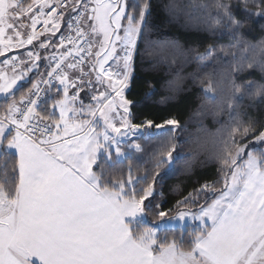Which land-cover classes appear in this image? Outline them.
<instances>
[{"label":"snow or ice","instance_id":"snow-or-ice-1","mask_svg":"<svg viewBox=\"0 0 264 264\" xmlns=\"http://www.w3.org/2000/svg\"><path fill=\"white\" fill-rule=\"evenodd\" d=\"M191 7L194 28L212 36L226 32L229 43L200 52L166 40L173 62L194 53L206 68L217 52L230 56L227 64L215 60L221 68L215 87L209 80L203 88L207 102L222 106L227 89L229 108L245 99L249 107L264 105V35L253 41L243 31L264 21V0H206ZM176 8L169 4L165 11L174 15ZM151 10V0H0V56L25 50L0 61V151L8 165L0 175V264H32L33 258L39 264H264V147H251L264 145V119L237 115L212 155L217 178L175 201L172 218L201 222L193 245L157 238L150 227L133 235L125 223L144 212L146 202L160 220L172 211L151 199L162 183L159 169L176 159L172 140L149 155L153 168L139 178L133 161L144 150L134 140L132 152L121 148L145 126H179L171 118L159 124L131 119L135 102L127 90L140 42L151 43L145 31ZM259 27L264 32V23ZM246 71L261 79L239 80ZM182 82L167 83L179 92ZM113 147L125 157L126 175L107 166L118 163ZM8 150H15L10 161ZM101 153L107 160L94 171Z\"/></svg>","mask_w":264,"mask_h":264},{"label":"trees","instance_id":"trees-1","mask_svg":"<svg viewBox=\"0 0 264 264\" xmlns=\"http://www.w3.org/2000/svg\"><path fill=\"white\" fill-rule=\"evenodd\" d=\"M131 2L132 0L129 1V3ZM151 2V15L145 29L151 43L140 42L131 86L127 90L128 98L135 102L132 107L131 119L133 123L152 120L154 124H159L171 118L178 120L179 126L166 125L164 129H148L145 126L141 135L122 143L121 148L130 153L133 150L128 145L133 140L141 145L144 151L137 152L136 159L133 161V172L139 178L153 168V164L149 161V155L162 150L164 142L172 140L176 146V151L173 153L176 159L159 169V179L162 183L155 186L157 194L151 198L152 201L161 203L163 210L172 209L169 214V217H172L177 213L175 201L181 194H186L205 182L211 183L217 178L219 165L212 159V155L218 147L222 146L220 142L227 140L228 130L236 123L234 118L239 115L240 120H247L248 117L257 120L264 119V105L258 104L255 108L249 107L251 101L245 99L239 108L235 105L229 108L226 101L231 93L227 89L224 91L225 103L222 106L207 102L203 88L207 87L209 80L215 87L217 73L221 68V65L216 64L215 60L219 58L222 64H227L231 59L230 56L217 52L212 60L206 62V68H199V62L192 59L194 53H189L188 61L182 57H176L173 62V53L164 44L166 40L177 39L186 49L198 48L200 52H203L208 44L226 45L229 43V35L226 32L212 36L207 31L198 30L192 26L194 22L189 19L188 14L195 15V12L191 6L194 3L206 2V0H151ZM169 4L177 6L174 15L165 11V6ZM260 23H264V21L257 20L251 27H246L243 30L244 34L249 39L256 41L264 35V32L260 30ZM231 51L236 50L232 49ZM192 74L195 75V79ZM249 77L256 80L261 79L260 74L255 71L251 73L246 71L238 79L243 80ZM177 78H183L182 90L173 92L167 82ZM201 81L204 83L201 84ZM23 85L26 89L29 82ZM3 101L0 100V103ZM218 130H221L220 135H217ZM213 139L217 141L216 144H213ZM14 156L15 154L11 153L8 160L10 161ZM3 160L4 153L2 152L0 175L8 167L6 163H3ZM106 160L105 155L101 156L97 165L94 166V171L98 170ZM117 162L116 165H113L112 161H107V166L117 172L123 169L126 175L125 159ZM189 164L192 166L191 172L187 171ZM135 165H139V167L137 168ZM161 189L162 195L159 194ZM153 209L154 205L146 202L145 222L129 223L133 235L142 232L146 227L151 228L161 221L150 212ZM197 230L190 226L163 229L157 238L166 235L169 240H177L187 247L194 244L195 238L192 234Z\"/></svg>","mask_w":264,"mask_h":264},{"label":"rangeland","instance_id":"rangeland-1","mask_svg":"<svg viewBox=\"0 0 264 264\" xmlns=\"http://www.w3.org/2000/svg\"><path fill=\"white\" fill-rule=\"evenodd\" d=\"M24 51H25L24 49H21L20 51L16 52V49H14V50H11V51L7 52V55L8 54H17V53H21L22 54ZM143 132H144V129L140 132V134H142ZM140 134H138V135H140ZM138 135H136V136H138ZM124 142H127L125 140V138L122 140L121 144L124 143ZM251 147H253L257 151H259L260 147H264V145H259V144L253 143L251 145ZM122 150L125 151L123 148H122ZM103 155H105V154H103ZM113 155H114V159L116 161H123L125 159V157H121V156H116L115 155V148L114 147H113ZM176 215H177V213L174 216H176ZM174 216H172V217H174ZM172 217L163 218L158 224H155V225H153L151 227V228H154V229L157 230V236H158L159 232L161 230H163V229L185 228L187 226L195 227L197 229H200L202 227L201 222L199 220H194L190 215L188 217L183 218V219H180L179 217H177V218H172ZM125 219L130 220V221L131 220L132 221H136V223L137 222H145V220H146L144 212L138 213L134 217L133 216L125 217ZM204 223L207 224L209 227L211 226V222L208 221L207 219L205 220Z\"/></svg>","mask_w":264,"mask_h":264},{"label":"crops","instance_id":"crops-1","mask_svg":"<svg viewBox=\"0 0 264 264\" xmlns=\"http://www.w3.org/2000/svg\"><path fill=\"white\" fill-rule=\"evenodd\" d=\"M21 49H16V52L17 51H20ZM7 55V53L5 54V56ZM5 56H0V61L5 57ZM29 81L28 80H25V81H23L22 83L23 84H26V83H28ZM5 98L3 97V96H0V100H4ZM138 134H140V133H137V135ZM130 138H132L131 136L130 137H126L125 138V140L127 141V140H129ZM10 153H14L15 154V150H8ZM2 155V151H0V156ZM101 156H103V153H101L100 154V157ZM99 157V158H100ZM99 160V159H98ZM125 223H127L128 225H129V223H136V221H130V220H127V219H125ZM129 229H130V227H129ZM130 231H131V229H130ZM155 254V253H154ZM32 264H39V261L37 260V259H35V258H33V260H32Z\"/></svg>","mask_w":264,"mask_h":264},{"label":"built area","instance_id":"built-area-1","mask_svg":"<svg viewBox=\"0 0 264 264\" xmlns=\"http://www.w3.org/2000/svg\"><path fill=\"white\" fill-rule=\"evenodd\" d=\"M38 27H39V26H38ZM29 47H31V46H29ZM12 56H14V55H13V54H9V55H7L6 57H9V58H10V57H12ZM6 57H5V58H6ZM5 58H4V59H5ZM4 59H3V60H4ZM3 60H2V61H3ZM0 68H5V66L2 65V64H0ZM46 99H47V97H45V100H46Z\"/></svg>","mask_w":264,"mask_h":264}]
</instances>
